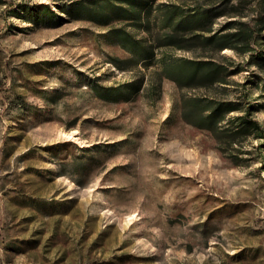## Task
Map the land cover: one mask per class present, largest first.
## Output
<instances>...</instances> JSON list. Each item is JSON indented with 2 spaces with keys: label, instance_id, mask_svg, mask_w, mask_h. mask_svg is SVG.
<instances>
[{
  "label": "rangeland",
  "instance_id": "1",
  "mask_svg": "<svg viewBox=\"0 0 264 264\" xmlns=\"http://www.w3.org/2000/svg\"><path fill=\"white\" fill-rule=\"evenodd\" d=\"M4 2L0 264H264V138L230 145L181 113L183 95L243 90L264 125V69L251 57L264 55V0H156L147 25L112 7L108 24L90 19L91 0ZM18 2L55 13L8 15ZM161 3L213 7L214 29L252 38L215 56L232 70L226 87L170 77L165 63L202 53L158 46ZM119 29L155 56L140 60Z\"/></svg>",
  "mask_w": 264,
  "mask_h": 264
},
{
  "label": "trees",
  "instance_id": "2",
  "mask_svg": "<svg viewBox=\"0 0 264 264\" xmlns=\"http://www.w3.org/2000/svg\"><path fill=\"white\" fill-rule=\"evenodd\" d=\"M0 0V3H5ZM98 8L83 5L85 15L90 19L102 21L108 24L113 16L105 9L112 7L114 11L122 9L132 13L130 16L137 19L140 25H147V15L151 12L156 0H91ZM94 5V6H96ZM158 10L157 18L168 31L163 35V42L158 46L171 45L178 48L197 50L202 54V58H185L176 59L164 64L166 70L172 79L179 86H209L227 83V76L231 74L230 65L219 61L215 56L225 48L237 50L233 41L244 40L249 47L250 36H240V30L234 32H222L223 29L216 30L213 28L214 19L221 15L220 12L214 11L213 7L194 5L184 7L181 4L161 3L156 5ZM155 6V7H156ZM139 8L138 12L134 9ZM22 9L26 12V18L29 21L39 22V19L45 15H53L55 12L51 6L41 3L38 6H30L26 3H13L10 8L6 7L5 12L9 14H21ZM72 11V10H68ZM12 12V13H11ZM146 13V16L144 15ZM116 14V15H115ZM122 12H115L117 18H126ZM232 23V22H231ZM228 23L224 28H229ZM123 32L121 41L126 46H133L131 49L137 51L140 60L152 59L155 56L154 50L143 46L139 47L141 41L133 39L128 32ZM136 45V46H135ZM249 48L244 50L248 51ZM253 63L264 69L263 53H251ZM224 89V88H222ZM238 89V88H236ZM238 92V90L236 91ZM256 105L248 102L245 97V91L240 90V96L236 100L218 99L214 96H189L183 95L181 100V113L183 119L197 128L207 130L214 134L219 140L222 139L230 145L237 142L239 138L244 139L250 135L264 138V125L254 117ZM241 114L231 115V112H241ZM261 147L264 144H260ZM237 156V154H235ZM238 158V156H237Z\"/></svg>",
  "mask_w": 264,
  "mask_h": 264
}]
</instances>
